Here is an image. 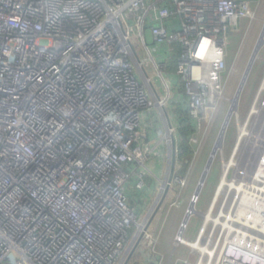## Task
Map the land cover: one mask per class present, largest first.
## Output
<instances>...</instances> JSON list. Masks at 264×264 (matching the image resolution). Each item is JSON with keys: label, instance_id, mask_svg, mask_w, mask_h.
I'll use <instances>...</instances> for the list:
<instances>
[{"label": "built area", "instance_id": "1", "mask_svg": "<svg viewBox=\"0 0 264 264\" xmlns=\"http://www.w3.org/2000/svg\"><path fill=\"white\" fill-rule=\"evenodd\" d=\"M254 17L251 0H0V264H130L144 239L165 263L129 194L146 188L160 140L179 153L174 96L194 121L190 143L208 106L228 100V35ZM245 120L239 205L230 194L224 207L239 221L202 224L194 240L214 253L185 243L188 225L176 237L199 264H264V94Z\"/></svg>", "mask_w": 264, "mask_h": 264}, {"label": "rangeland", "instance_id": "2", "mask_svg": "<svg viewBox=\"0 0 264 264\" xmlns=\"http://www.w3.org/2000/svg\"><path fill=\"white\" fill-rule=\"evenodd\" d=\"M251 1L252 8L255 10L254 19H240L238 30H233L228 35L229 45L227 64L228 70H231V79L226 91V97L228 100L218 102L214 106H208V109L201 115V120L198 124L200 126V133L195 136L197 142H191L194 153L190 161H186L185 163L182 162L179 159L180 153H177L176 158L172 157L170 151H168L166 140H160V148H165V150H162L163 154H161V156L152 158L150 162L146 164L148 169L146 188L143 192H141L138 199H135L134 195V199L130 198L134 201L133 207L138 212L139 220L141 219V221H143L147 217L151 218L149 220L150 233H152L154 238L158 237L156 250L164 254L165 263L163 264H184L185 261H187V264H199V253L193 251L189 245L182 243L177 245L175 241L177 234L182 227L186 211L188 210L191 201L194 199L195 190L198 186L222 123L229 110L231 100L234 98L238 90L241 78L250 60V56L264 30V0ZM148 38L149 40L151 39L150 33H148ZM168 68L170 72L169 76L172 78L173 82L177 85L179 84L178 93L184 94L185 85H180L179 79L175 74V61L172 63L171 61L168 62ZM263 79L264 43L258 53L251 73L243 89L241 99L238 104L237 113H235L233 119L228 125L223 142L222 152L220 153V150L217 152L206 183L204 184L199 198L197 199V212L191 216L188 222V226L185 231V238L190 241L196 238L197 233L204 223L205 217L210 210L209 208L212 206V202L215 198L217 190L220 184L223 182L222 179L224 164L232 158V155H234V147L237 143L239 134V115L243 120V123H245L246 116L248 115L251 104ZM164 102L167 103V100H164ZM180 102L183 104V98L174 96L169 101L167 107L170 111L167 114L169 116L168 123L170 126H174L175 128L177 127L175 137L177 138L178 144H180L178 118L179 116L185 114L184 112H181V114H177L176 112L178 111L177 107H180ZM186 107L187 108H185V111L190 117H192L188 110V104H186ZM159 120L160 119H158V122L161 123L156 124V132L162 128L160 133L164 135L163 130L166 131L165 127L167 128L168 126H165L166 123L164 121ZM238 154H236L237 158H239ZM171 163L176 164L175 176L173 180H171L170 188L166 190L167 193L165 195L164 203L161 205L158 213L153 215L152 213L154 212L158 201L157 198L161 191H165L162 188V182L166 178L167 169L169 168L170 170V167L168 166H170ZM185 165L187 166V172L182 175ZM228 175V179L230 181H237L239 176L238 175L235 177L233 169L230 170ZM176 177L183 179V182L177 183L175 181ZM223 195H225V197L230 195L231 199L236 197L235 191H229L228 188L225 187L223 193L220 194L216 204L213 207V214L215 216L219 214V209L222 206L221 202L224 199ZM228 200H230L229 197ZM231 203L233 204V200H230V204ZM135 230V227L130 228V233L133 234ZM149 244L150 241L144 239L135 246L131 253L132 255L130 264H146V262L153 260L155 253L152 246Z\"/></svg>", "mask_w": 264, "mask_h": 264}, {"label": "bare ground", "instance_id": "3", "mask_svg": "<svg viewBox=\"0 0 264 264\" xmlns=\"http://www.w3.org/2000/svg\"><path fill=\"white\" fill-rule=\"evenodd\" d=\"M203 44H204V46H202L200 54L204 53L203 50H204V48L206 46V41ZM262 94H264V80H263V83H262L261 87L257 91L256 97L260 98L262 96ZM164 104H165V102H164ZM257 108H255L253 111L258 110ZM249 122H250V120L248 121V123ZM248 123H246V125L240 127V134H241L240 136L241 137L244 136L246 134V132L248 131L247 130L248 129L247 128L248 127ZM252 132H253V130H251V134H252ZM163 134H164V130H163ZM234 151L235 152H234V155H232V158L224 164L223 179H222L223 182L220 184V186H219V188L217 190V193H216L215 198H214V202H213L211 208H209L210 210H209L207 216L205 215L206 217H205V220H204V225L202 226L204 232L206 230L205 228H206L208 223H213V225H221V224L225 223L226 221L229 223L230 220L235 221V222L239 221V211H238L237 214H234L235 213L234 209L231 210V208H230V211H228L229 208L227 210L224 208L226 203H227V201H228L229 195H227L226 199L223 201L222 207L220 209L219 214L216 215V216L214 214H212V210H213V207H214L213 205L217 201V199L220 196V194L223 193V190L225 189V187H227L229 191H235V194H236V197L233 198V204L231 205V207H233V206L235 207V203H236V205H239V187H240L239 176H238L239 175V158L236 157V154H238V152H239V134H238V139H237V143H236V146L234 148ZM221 152H222V148H220V153ZM240 165H241V162H240ZM232 166L236 167L235 177L238 176L237 181L236 180L230 181L228 179V173L230 172V168ZM246 167H247V165H244V168H241L240 170H246ZM243 172H245V171H243ZM169 177H170V174H167L165 180H163V189L164 190H165V188H167V189L170 188L171 181L169 180ZM163 194H164V191H161L159 196H158V198H157L158 201H159L160 197ZM238 208H239V206H238ZM193 210L195 211V209H193ZM242 213L244 214L245 212L242 211ZM223 216H225L224 219H223ZM183 241H184V239H183ZM185 243L189 244L193 249L200 250L201 254H204V253H207V252L214 253V251L209 249L206 246V244H202V239H200L199 241L198 240H196V241L195 240L194 241H187ZM200 264H203V261L200 262Z\"/></svg>", "mask_w": 264, "mask_h": 264}, {"label": "water", "instance_id": "4", "mask_svg": "<svg viewBox=\"0 0 264 264\" xmlns=\"http://www.w3.org/2000/svg\"><path fill=\"white\" fill-rule=\"evenodd\" d=\"M264 30L262 32V35L260 36V38L258 39V42L256 44V47L254 49V51L252 52L251 56H250V60L247 64V67L244 71V74L241 78V81H240V84H239V87H238V90L234 96V98L231 100V105L229 107V110L226 114V117L222 123V126L220 128V131L218 133V136L216 138V141L213 145V148H212V151L210 153V156L208 157V160L206 162V165H205V168L203 170V173H202V176L200 178V181L198 183V186L195 190V194H194V199L191 201L189 207H188V210L186 211V214L184 216V219H183V224H182V230L180 231V235H183V231H184V228L188 225V222L191 218V216H193L194 214H196L197 212V208H196V203H197V199L199 198V195L203 189V186L204 184L206 183V180L208 178V175L210 173V170L212 168V165H213V162H214V159L216 158V155H217V152L220 150V148L223 147V142H224V139H225V134H226V131H227V128H228V125L229 123L231 122V120L233 119L235 113H237V109H238V104L240 102V99H241V95H242V92H243V89L245 87V84L248 80V77L251 73V70L253 68V65L255 63V60L258 56V53L264 43ZM175 145L173 146V155L172 157H175L176 158V154H175ZM171 165H173V163H171ZM171 179V174H170V177ZM168 190V189H166ZM167 191L164 192V194L160 197L159 201L157 202V205L155 206V210L154 212L152 213L153 215H156L158 213V211L160 210L161 208V205L164 203V199H165V195H166ZM195 209V211L193 210ZM194 211V212H193Z\"/></svg>", "mask_w": 264, "mask_h": 264}, {"label": "trees", "instance_id": "5", "mask_svg": "<svg viewBox=\"0 0 264 264\" xmlns=\"http://www.w3.org/2000/svg\"><path fill=\"white\" fill-rule=\"evenodd\" d=\"M180 107L178 106L177 109L178 111L177 114H181V112H184L185 114L179 116L178 118V123H179V159L182 162L190 161L191 157L193 156L194 149L193 145L190 143V138L191 135L194 131V121L191 119L189 114L185 111L186 104H181L180 102ZM192 145V146H191ZM187 172V166L185 165L182 171V175H184ZM141 192L137 193H130L129 196L130 198H133L135 196V199L140 197ZM134 195V196H133ZM134 199V198H133ZM130 204L133 206L134 201L130 199ZM151 264H155L154 261H152Z\"/></svg>", "mask_w": 264, "mask_h": 264}, {"label": "crops", "instance_id": "6", "mask_svg": "<svg viewBox=\"0 0 264 264\" xmlns=\"http://www.w3.org/2000/svg\"><path fill=\"white\" fill-rule=\"evenodd\" d=\"M162 104H164V100H162V102H161ZM156 116L155 117H158V114H155ZM165 129H167L166 127H165ZM169 129V134L171 135V134H174V130L173 129H171V127H169L168 128ZM169 138V137H168ZM171 153V152H170ZM170 155V154H169ZM168 167H170V166H168ZM155 169V168H154ZM156 170V169H155ZM167 174H170V170H169V168L167 169ZM152 261H154V258H153V260ZM152 261H150V262H146V264H151L152 263Z\"/></svg>", "mask_w": 264, "mask_h": 264}]
</instances>
